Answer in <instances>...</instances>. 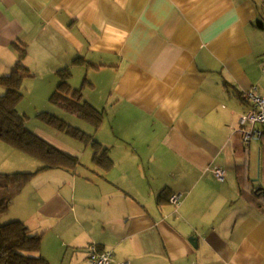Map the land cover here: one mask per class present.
Wrapping results in <instances>:
<instances>
[{"label": "crops", "instance_id": "1", "mask_svg": "<svg viewBox=\"0 0 264 264\" xmlns=\"http://www.w3.org/2000/svg\"><path fill=\"white\" fill-rule=\"evenodd\" d=\"M22 52L23 91L44 101L67 67L84 95L112 81L97 136L112 169L44 171L12 198L50 264L92 248L112 264H264V208L240 194L264 189V134L245 145L239 124L245 94L264 97V0H0V78ZM0 146V172L41 169Z\"/></svg>", "mask_w": 264, "mask_h": 264}, {"label": "trees", "instance_id": "2", "mask_svg": "<svg viewBox=\"0 0 264 264\" xmlns=\"http://www.w3.org/2000/svg\"><path fill=\"white\" fill-rule=\"evenodd\" d=\"M25 54V52L21 53L19 62L11 74L0 78V86L6 89V93L0 96V145H7L38 160L42 163V167L33 173H0V264H50L41 255L43 234H33L30 228L21 221L8 219V222L1 224V219L8 216L13 196L19 194L39 173L49 170H65L76 174L77 170L83 166L78 156L58 148L30 130L26 123L27 117L19 112L18 106L24 98L23 82L31 77L28 68L22 62ZM57 74L61 81L52 94L51 101L75 104L81 109L82 117L92 123L96 129L100 128L103 124V114L96 111L90 104L83 103V91L74 90L71 87L70 68H64ZM42 118L57 130L66 131L91 145L95 152L93 162L100 170V175L112 169L114 162L109 155V149L103 147L93 136L74 129L54 115L46 114ZM255 191L256 194H254ZM240 194L245 199L255 202L258 207L264 208L262 191L251 189L248 192L243 188L240 189ZM171 198L172 196L164 192L159 197V203L161 205L168 201L171 203ZM180 200L181 197L179 204L175 206L180 205Z\"/></svg>", "mask_w": 264, "mask_h": 264}, {"label": "rangeland", "instance_id": "3", "mask_svg": "<svg viewBox=\"0 0 264 264\" xmlns=\"http://www.w3.org/2000/svg\"><path fill=\"white\" fill-rule=\"evenodd\" d=\"M111 88L112 81L108 80L103 85L98 86L96 90H92L88 87L87 92L84 95L83 103L86 102L87 104H90L96 111H98L100 114H103V124L97 129L92 123L82 117L81 109L75 104L69 102L53 103L51 99H46L45 101L41 99V95H38L37 86L30 87V92H28L26 89L24 98L20 102L21 111L19 112L27 117L26 123L30 130L36 132L58 148L78 156L83 166H89L91 163H93L92 161L95 153L92 146L88 143L82 142L79 138L67 133L66 131L57 130L55 127L43 120L42 117L46 114L54 115L58 119L65 121L74 129L80 130L84 134L91 135L96 141H98V133L104 131L105 128L102 129L104 121H106V127L108 115H111V108H109L111 103H108L111 94ZM88 95H90L91 99L93 100H89L87 97ZM72 151L80 152V155ZM9 156L10 155L7 151L0 148V166L6 162ZM33 161H37L38 165L41 164L42 166V163L38 160ZM0 170L4 169L0 168ZM12 217L13 214H10V216H6L5 218L3 217L1 219V224H5V222H8V219L11 220Z\"/></svg>", "mask_w": 264, "mask_h": 264}, {"label": "built area", "instance_id": "4", "mask_svg": "<svg viewBox=\"0 0 264 264\" xmlns=\"http://www.w3.org/2000/svg\"><path fill=\"white\" fill-rule=\"evenodd\" d=\"M244 98L248 109L240 118L239 124L244 134V143L250 145L253 140L260 139L264 133V97L258 96L254 91H249ZM215 174L218 178H223L221 170H216ZM179 199V195H174L170 201L172 204L178 205ZM112 260V252L101 253L92 248L88 264H112Z\"/></svg>", "mask_w": 264, "mask_h": 264}, {"label": "water", "instance_id": "5", "mask_svg": "<svg viewBox=\"0 0 264 264\" xmlns=\"http://www.w3.org/2000/svg\"><path fill=\"white\" fill-rule=\"evenodd\" d=\"M258 191H260V192L262 191V192L264 193V189H259ZM194 240H195V239H194ZM192 241H193V240H192Z\"/></svg>", "mask_w": 264, "mask_h": 264}]
</instances>
